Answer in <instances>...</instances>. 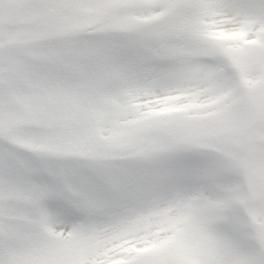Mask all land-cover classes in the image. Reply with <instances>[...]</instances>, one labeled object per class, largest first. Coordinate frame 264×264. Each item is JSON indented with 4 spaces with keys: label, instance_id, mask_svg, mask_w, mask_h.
Returning <instances> with one entry per match:
<instances>
[{
    "label": "snow or ice",
    "instance_id": "1",
    "mask_svg": "<svg viewBox=\"0 0 264 264\" xmlns=\"http://www.w3.org/2000/svg\"><path fill=\"white\" fill-rule=\"evenodd\" d=\"M0 264H264V0H0Z\"/></svg>",
    "mask_w": 264,
    "mask_h": 264
}]
</instances>
